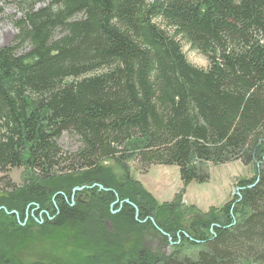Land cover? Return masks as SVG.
I'll return each mask as SVG.
<instances>
[{"label": "trees", "instance_id": "obj_1", "mask_svg": "<svg viewBox=\"0 0 264 264\" xmlns=\"http://www.w3.org/2000/svg\"><path fill=\"white\" fill-rule=\"evenodd\" d=\"M46 1L15 23L16 47L0 48V252L29 207L113 264H264V0ZM182 43L206 69L187 62ZM63 133L77 138L75 152L58 146ZM233 162L254 177L187 224L192 208L178 197L158 204L131 173L175 167L185 188ZM11 169L23 170L19 184ZM74 188L88 202L71 205ZM156 227L200 250L124 247Z\"/></svg>", "mask_w": 264, "mask_h": 264}, {"label": "rangeland", "instance_id": "obj_2", "mask_svg": "<svg viewBox=\"0 0 264 264\" xmlns=\"http://www.w3.org/2000/svg\"><path fill=\"white\" fill-rule=\"evenodd\" d=\"M45 5H47L46 0H0V48L16 47L15 38L18 32L15 23L23 18L28 6H32L36 10ZM168 33L170 34L169 30ZM181 47L190 65L199 69L207 68L208 61L204 56L191 50L184 43ZM28 51L27 44L16 48L17 55H24ZM57 144L66 153L75 152L79 147L77 138L68 133L61 134ZM105 166L110 168L115 176H121V172L112 162H107ZM131 173L158 204H170L178 197L181 199L182 207L192 208V211L183 214L186 224L189 219L200 218L201 214H205L211 209H218L231 201L238 192V183L254 177L253 167L244 166L239 162L219 166L209 165L210 179L206 184L191 183L185 188L181 186L178 170L175 167L154 166L147 173H141L136 170L135 165H131ZM22 176L23 170L21 169H11L7 173V177L14 184H19ZM0 178H2V174H0ZM1 184L0 191H5V187ZM84 190L83 188L73 189L74 199L72 200L71 197V205H74L78 200L82 203L88 202L83 193ZM183 211L184 209L181 210V212ZM12 214L14 213L12 212ZM15 216L18 218V215L15 214ZM16 222V226L23 232L21 231L22 234H19L20 232L17 231L16 239L9 245L10 249L8 251L6 249L4 254L0 252V264H7L6 259L8 258H11V264H55L57 262L89 264V259L92 256L97 258L103 256V259L98 262L99 264H113L104 255L105 248L80 239L68 225L57 226L54 224V219H44L43 214L37 209L28 207L25 219L16 220ZM7 227H10V223L5 228L7 229ZM17 229L15 227L14 230ZM137 237L136 242L127 239L124 247L129 249L132 244L136 246L141 244L159 254L169 255L177 250L182 255L189 257H194L200 250L198 241L166 236L158 227L149 228L145 234ZM10 251H12V256ZM3 256H6L5 260H3Z\"/></svg>", "mask_w": 264, "mask_h": 264}]
</instances>
